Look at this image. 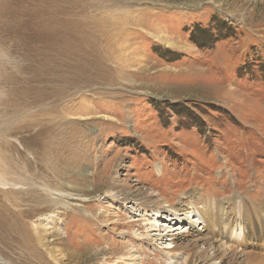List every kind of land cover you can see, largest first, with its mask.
Returning a JSON list of instances; mask_svg holds the SVG:
<instances>
[{
  "label": "rangeland",
  "instance_id": "obj_1",
  "mask_svg": "<svg viewBox=\"0 0 264 264\" xmlns=\"http://www.w3.org/2000/svg\"><path fill=\"white\" fill-rule=\"evenodd\" d=\"M234 199L264 203V0H0V264H222Z\"/></svg>",
  "mask_w": 264,
  "mask_h": 264
},
{
  "label": "bare ground",
  "instance_id": "obj_2",
  "mask_svg": "<svg viewBox=\"0 0 264 264\" xmlns=\"http://www.w3.org/2000/svg\"><path fill=\"white\" fill-rule=\"evenodd\" d=\"M147 199H148L147 202H150V198L147 197ZM128 200L129 198L123 199L125 203H128L127 202ZM243 202L244 201H241L240 199H234L231 202H227L226 204H229L228 211L227 209H222V207H219L217 204L218 202L217 203L215 202L216 206L214 203L211 204L209 207L207 206L208 210L206 211L205 215L208 214L207 216L209 217L206 216V228L208 231H210V234L217 239V242L221 243V245L218 248L211 245L210 250L213 249L214 254L215 253L222 254L219 257L222 260V264H237L236 261L238 260V257L234 258L235 252L237 250L234 247L236 245V244L234 245V241L241 240L242 242H244L250 239V237L252 236L254 237L261 236L262 238H264V203L262 204L263 205L262 207L259 206L260 207L259 210H256L255 208L256 200H253L251 203L248 201L246 204ZM240 204H244V206L241 207ZM259 204H261V202ZM174 209L176 212H178V211H182L184 208L182 205H180V206H175ZM251 211H253V213H255L258 219L260 220V224H261L260 231H256L254 228L248 229L246 226V218L247 217L253 218L252 216H249L250 215L249 213H251ZM225 216L227 217L226 220H224ZM165 236L170 237L169 240L171 242H176L180 240L178 234L177 235L169 234ZM165 238L166 237H161L158 240L161 241L164 240ZM183 251H189V248L185 247ZM209 254H206L204 256L201 253V251L197 252V259L202 261H211L213 260V257L211 254L210 255ZM193 257L194 255L190 257L189 261H191ZM255 260L258 261V263H253ZM245 262L246 261L238 264H264V255H257V256L253 255L247 258V263Z\"/></svg>",
  "mask_w": 264,
  "mask_h": 264
}]
</instances>
